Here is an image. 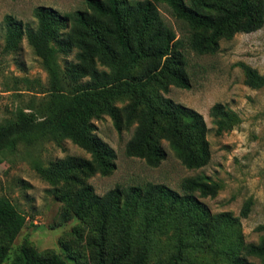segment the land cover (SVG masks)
Masks as SVG:
<instances>
[{"label":"trees","instance_id":"1","mask_svg":"<svg viewBox=\"0 0 264 264\" xmlns=\"http://www.w3.org/2000/svg\"><path fill=\"white\" fill-rule=\"evenodd\" d=\"M159 4L187 28L185 39L178 38L161 17ZM85 7L61 15L38 6L34 9L36 29L24 32L21 22L5 16L6 49H14L24 35L41 59L50 89L43 104L27 108L29 111L18 109L0 124V155L15 151L19 144L34 146L64 139L89 154L88 159L67 156L38 172L54 187L71 217L91 220V240L99 248V264L105 235L111 229H115L119 245L117 249L112 246L108 264H121L131 251L129 264H143L154 247V234H170L174 240L177 254L170 264L183 251L203 246L215 248L224 264H250L249 257L264 262V238L245 243L237 228L240 218L248 216L250 202L245 203L240 216L213 214L199 197H215L220 186L204 175L183 180L181 193L147 182L117 186L99 196L87 182L95 175L107 177L115 169L114 151L93 134L91 121L103 115L111 118L118 132L135 126L125 147L127 157L158 167L166 159V144L186 169L208 164L210 149L203 116L159 93H167L170 87L190 88L185 46L197 54L214 53L222 39L262 28L264 0H85ZM74 48L78 62L62 70L58 55ZM139 64L143 68L137 79L131 71ZM97 65L107 71H99ZM241 68L247 86L264 87L263 75L245 64ZM123 96L130 102L118 108L114 102ZM209 117L218 136L231 131L238 120L220 103L211 106ZM25 225L16 207L0 197V264L9 259L12 244ZM9 264L68 263L56 254L41 256L22 244Z\"/></svg>","mask_w":264,"mask_h":264},{"label":"rangeland","instance_id":"2","mask_svg":"<svg viewBox=\"0 0 264 264\" xmlns=\"http://www.w3.org/2000/svg\"><path fill=\"white\" fill-rule=\"evenodd\" d=\"M184 1L188 3L189 0ZM38 6L50 7L61 15L86 10L85 0H0V124L11 119L18 109L37 108L48 96L49 76L24 35L14 49H6L5 16L21 22L22 32L26 28L35 30L34 9ZM158 10L177 37L185 39L187 28L164 5L159 4ZM76 53L74 48L67 54L58 55L62 70L70 63L78 62ZM184 54L190 88L170 87L167 93L159 94L203 116L210 149L208 164L197 170L186 169L166 144V159L158 167L127 157L125 147L135 126L118 132L111 118L103 115L91 121L93 134L114 151L115 169L107 177L95 175L87 182L99 196L117 186L127 188L147 182L163 184L181 193L183 180L204 175L217 183L220 190L215 197H199V200L213 214L229 212L234 216H240L245 203L250 202L248 216L240 218L237 228L245 243H258L264 238V87L253 89L247 86L241 64L264 76V25L255 32L239 33L230 40L222 39L214 53L197 54L185 46ZM97 66L99 71H107ZM142 68L143 64H139L131 71V76L141 78ZM129 102L130 99L123 96L114 104L121 108ZM216 103L232 110L238 118L231 131L219 136L215 134V126L209 117V109ZM67 156L89 158L88 153L68 139L59 143L39 142L34 146L19 144L15 151L0 155V197L7 198L26 221L4 264H9L22 244L36 249L41 256L56 254L68 264H99L100 256L96 259L99 248L91 240V220L71 217L66 204L54 194V187L38 172L39 168L47 169ZM117 238L115 229L105 235L100 254L102 264H108L106 258L112 246L118 248ZM152 240L154 247L143 264H170L177 254L171 235L154 234ZM0 244H3L1 236ZM201 248L183 251L173 264H224L215 248ZM131 259L132 251L121 264H129ZM248 261L250 264H264L254 257H249Z\"/></svg>","mask_w":264,"mask_h":264}]
</instances>
